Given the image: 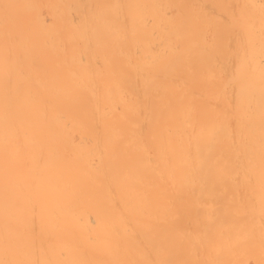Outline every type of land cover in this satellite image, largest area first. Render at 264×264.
Listing matches in <instances>:
<instances>
[{
  "label": "bare ground",
  "instance_id": "1",
  "mask_svg": "<svg viewBox=\"0 0 264 264\" xmlns=\"http://www.w3.org/2000/svg\"><path fill=\"white\" fill-rule=\"evenodd\" d=\"M0 264H264V0H0Z\"/></svg>",
  "mask_w": 264,
  "mask_h": 264
}]
</instances>
